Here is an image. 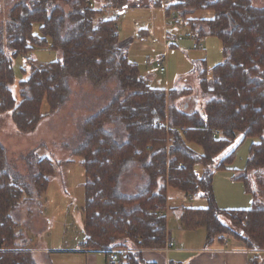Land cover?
Wrapping results in <instances>:
<instances>
[{
	"label": "trees",
	"instance_id": "trees-1",
	"mask_svg": "<svg viewBox=\"0 0 264 264\" xmlns=\"http://www.w3.org/2000/svg\"><path fill=\"white\" fill-rule=\"evenodd\" d=\"M91 2L94 8L88 7ZM127 3L20 0L9 11L0 33V115L9 112L19 133L32 132L44 117L43 101L49 114L65 104L69 79L85 77L99 87L115 78L117 93L85 120L86 139L73 152L84 171V247L118 249L116 264H153L143 258V252L162 250L165 245L166 222L157 217L155 207L165 197L160 178L165 176V152L170 145L169 157L175 161L167 173V186L186 197L199 194L206 200L203 208L184 209L181 226L205 229L207 245L217 234L229 233L254 254L248 264H264L260 255L264 252V7L254 6L252 0H170L167 16L175 13L185 19L197 11L212 12L211 18L188 19L187 23L204 25L206 35L216 37L222 47V61L210 69L204 65L198 73L200 92L209 94V99L200 109L187 110L174 102L190 95L188 90L151 87L119 48L114 24L120 15L115 11ZM154 5L161 7V0ZM63 6H69V11ZM111 11L115 14L102 16ZM37 49L59 51L61 58L38 62L30 58ZM107 123L120 128L121 142L105 127ZM239 134L255 139L242 170L254 201L247 209H221L213 195L212 177L217 169L230 168L231 163L221 166L235 152L216 164L215 159ZM190 143L204 147L206 156L199 157ZM4 151L0 142V264H36L30 254L15 246L18 227L11 213L26 190L7 170ZM181 161L188 163L185 168ZM32 163L38 169L33 183L44 191L53 162L35 157ZM135 164L143 170V183L128 194L121 179ZM199 164L205 168L201 175L194 168ZM253 172L260 173L256 181L247 175Z\"/></svg>",
	"mask_w": 264,
	"mask_h": 264
},
{
	"label": "rangeland",
	"instance_id": "rangeland-1",
	"mask_svg": "<svg viewBox=\"0 0 264 264\" xmlns=\"http://www.w3.org/2000/svg\"><path fill=\"white\" fill-rule=\"evenodd\" d=\"M144 1L146 0H129V3L144 4ZM151 1L149 0V3ZM19 2L20 0H0V33H2V28H5L4 23L9 11ZM252 2L256 7H264V0H252ZM63 7L69 11V6ZM131 7L129 6L130 9ZM147 7L153 9V6L148 5L142 9ZM135 12L129 10V13H125L126 15L119 12V19L114 24L115 27L122 24L121 31L120 29L118 31L119 48L137 66L139 74L147 80L151 87L167 91L170 89L188 90L190 95L179 97L174 104L182 107L187 102V110L200 109L202 104L209 99V94H201L199 88L198 73L204 64L202 61L206 60L208 69L220 63L223 57L222 47L216 37L206 35V39H200L204 44V49H193L194 40L188 36L190 27L187 19L210 18L212 12H196L187 16L186 19L180 18L177 23L168 19L165 24L163 18L167 15L164 9H154L153 12L141 10L139 14ZM114 14L113 11L103 12L102 16L105 18ZM122 18H128V21L122 22ZM140 28L148 29L152 35L145 37L144 43L138 45L142 41L138 33ZM165 32L168 36L173 35L170 37L175 39L171 44L173 46L167 47L165 43L163 44ZM3 34L5 36L7 32L3 31ZM123 49H127L128 54ZM160 55L162 57H159ZM30 58L38 62H50L59 60L61 53L37 49ZM159 58H165L167 72H161L156 67L155 63ZM18 62L21 60L19 59ZM15 64L18 68L17 63ZM208 81V85L212 87V80ZM69 86L70 93L65 104L52 114L48 113L47 102L43 101L41 113L44 117L32 132L19 133L9 112L0 115V142L5 148L7 170L12 178L17 180V184L26 190V193L22 195L23 201L11 213V218L18 227V236L14 242L15 246L30 254L36 264H83L81 257L76 255L68 257L67 253L62 252L73 250L82 241L83 216L81 210L84 204V171L80 157L74 155L73 152L86 139V132L83 128L85 120L107 106L118 89L115 78L109 79L99 87L93 86L85 77L71 78ZM13 91L17 98L16 89ZM196 98L199 99L197 105L194 103ZM167 114L169 115V112ZM105 127L115 133L120 142L122 141L121 132H118L120 128L118 129L116 123H107ZM254 141L253 138L243 139V136L239 134L236 140L216 157L215 164L223 161L228 154L235 152L234 158L224 161L225 166H221L226 167L227 163H231L230 168L217 169L212 177L213 195L219 208L245 209L247 202L249 208L251 201H254L253 193L247 189L248 182L246 181V184L245 178L242 177V170L245 168L249 155V147ZM168 147L165 152L167 158L165 176L160 178L165 197L161 203L156 205L155 212L157 217L164 214L165 228L175 244L174 249L181 243L187 249L198 250L204 246L205 229L182 228L176 213L181 210L180 206L203 208L206 206V200L199 194L189 200L180 191L167 186L166 182H169L170 175L167 173L171 168V163L175 161L169 157ZM189 147L195 153L200 154L199 157L206 156L207 150L204 147L193 143H190ZM35 157L50 159L54 165L53 174L49 177L44 191H38L33 183L38 173L37 167L32 163ZM181 162L184 168L188 164ZM194 168L197 175H201L205 169L202 164ZM259 174L253 172L247 175L250 178L254 177L256 181ZM143 178V170L139 164H135L129 172L122 176L123 191L128 194L135 193L143 183ZM171 208L175 209L171 210ZM182 212L184 213V209ZM219 235L223 240L228 241V245L224 241L221 243L223 249H227L228 246L232 247L234 241L238 240L225 232L217 234L214 238H218ZM167 237L165 238V249ZM260 255L264 258V252ZM97 263L111 264L108 261L105 262L103 254H98Z\"/></svg>",
	"mask_w": 264,
	"mask_h": 264
},
{
	"label": "crops",
	"instance_id": "crops-1",
	"mask_svg": "<svg viewBox=\"0 0 264 264\" xmlns=\"http://www.w3.org/2000/svg\"><path fill=\"white\" fill-rule=\"evenodd\" d=\"M155 2H156V0H152L149 3V0H146V1H144V4H140V3L136 4V3H129V0H128L126 7L117 8L115 12H117V13L120 12V13L125 14L126 12L129 13V10H133V11H136L135 12L136 14H139L141 12V10L153 12L154 9H156V10L164 9V11H165L166 10L165 8H167V6L170 4V0H161V7H157L154 5ZM146 5L153 6V9L152 10L148 9V7L146 9H142ZM129 6H132L131 9L129 8ZM197 12H200V11H197ZM194 13H196V12H194ZM192 14H190V15H192ZM168 17L169 16H165L163 18L164 24L168 20ZM179 19L180 18L177 19V22L179 21ZM189 19H191V18H189ZM197 19L202 20V19H208V18H197ZM197 19H195V20H197ZM127 21H128V18H122V22H127ZM177 22H175V23H177ZM164 24H163V28H164ZM121 25L122 24H120V26H117L118 31L121 28ZM188 25L190 27V32L188 33V36H191V39H192V36H195L197 38V40H199V41H200V39L201 40L206 39L207 28L204 25H202V24H197V25L188 24ZM135 26H133V27H135ZM134 30H136V29H134ZM120 31H121V29H120ZM138 33L140 34L141 39H142V41L140 43H138V45L144 43L143 39L145 37L152 35L148 29H143V28L138 29ZM172 36L173 35H171V34L168 36L167 32H165L163 44L165 43V45L167 47H169L175 41V39L170 38ZM201 44H202V48H201V50H202V49H204V44L203 43H201ZM192 45H193V43H192ZM171 46H173V45H171ZM123 50L127 51V54H128L127 49H123ZM159 57H162V56L160 55ZM163 59L165 60V58H163ZM202 63H204L203 66L204 65L207 66L206 60L202 61ZM165 64H166V60H165ZM165 72H167V66H166ZM198 102H199V99L196 98L194 103L197 105ZM185 103L186 104H185L184 108L187 109L188 104H187V102H185ZM187 199L192 200L193 196H189V197H187ZM251 203H252V201H251ZM247 206H248V202L245 205V209L248 208ZM250 206H251V204H250ZM180 208H181V210L176 213L178 220L180 219L179 217L181 216L183 209L192 208V207H185L184 208L183 206H180ZM172 209L174 210L175 208H171V210ZM231 209H233V208H231ZM166 233L168 235V237L166 235L167 240L171 239L170 233L167 230V228H166ZM223 241L224 240H223L222 236L220 237V235H219L218 238H214V240L211 242V244L207 245L206 236H205L204 246L198 250H192V248L187 249L186 246H184L183 244L180 243L179 244L180 246L177 247L176 249H174V247H175V244H174V246L168 250L162 249V250H157V251H144L143 252V258L147 262H150L153 264H248L249 260H251L253 258L252 255H254V254L251 251L247 250L241 241H239V240L234 241L232 247L228 246L227 249H223L221 247V243ZM62 252L67 253L68 257H70L71 255H76V256L81 257L83 264H98L97 263L98 254H103L105 262L107 263V261H108V260H106L107 256H106V253L104 251H94V250L86 249L83 247V241H81V243L77 244V247L74 248L73 250L62 251ZM111 264H114V263H111Z\"/></svg>",
	"mask_w": 264,
	"mask_h": 264
},
{
	"label": "built area",
	"instance_id": "built-area-1",
	"mask_svg": "<svg viewBox=\"0 0 264 264\" xmlns=\"http://www.w3.org/2000/svg\"><path fill=\"white\" fill-rule=\"evenodd\" d=\"M88 7L89 8H94L93 3L92 2L89 3ZM116 19H119V16H117ZM168 19L170 21L177 22L178 16L175 13H171L169 15ZM192 39L194 40L192 48L193 49H201L202 48L201 42L199 40H197V38L195 36H192ZM155 65H156L157 68H159V70L161 72H165L166 71V64H165V60L163 58H159L158 60H156ZM162 124H163V122L159 123V125H162ZM214 134H217V132L215 131ZM163 215L160 214L159 217H164ZM224 242L226 243V245H228V241L227 240H224ZM173 246H174L173 241L171 239H169L166 242V249L164 247V250L171 249ZM104 252L106 253L107 260L110 263H115L118 260V254H119L118 250H116V249H107Z\"/></svg>",
	"mask_w": 264,
	"mask_h": 264
}]
</instances>
